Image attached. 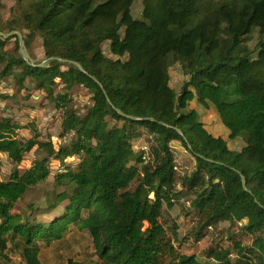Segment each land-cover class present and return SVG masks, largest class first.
I'll list each match as a JSON object with an SVG mask.
<instances>
[{
	"label": "trees",
	"instance_id": "1",
	"mask_svg": "<svg viewBox=\"0 0 264 264\" xmlns=\"http://www.w3.org/2000/svg\"><path fill=\"white\" fill-rule=\"evenodd\" d=\"M135 2L35 1L23 18L24 42L30 50L42 38L51 59L45 67L15 54L17 36L0 37V80L14 77L26 101L43 92L63 112L59 137L72 135L57 149L35 128L22 143L18 133L27 126L0 116V155L14 165L0 179V257L13 249L25 264H42V244L78 230L90 234L100 264H264V0H144L142 19L132 13ZM256 31L252 50L248 39ZM106 42L113 58L103 52ZM174 63L188 78L179 94L171 86ZM77 87L92 95L84 114L73 105ZM195 100L214 108L231 139L247 145L233 151L210 133L190 109ZM144 136L148 148L138 153L134 142ZM175 144L194 160L189 174L178 173ZM35 147L45 156L22 168ZM73 158L79 161L66 163ZM51 161L64 169L54 178L62 191L42 222L17 204L49 180ZM181 199L197 216L198 234L221 223L242 225L229 233L231 250H210L212 263L177 253L160 220L164 205ZM240 233L253 244L244 246Z\"/></svg>",
	"mask_w": 264,
	"mask_h": 264
},
{
	"label": "rangeland",
	"instance_id": "2",
	"mask_svg": "<svg viewBox=\"0 0 264 264\" xmlns=\"http://www.w3.org/2000/svg\"><path fill=\"white\" fill-rule=\"evenodd\" d=\"M37 0H0V30L3 33H10V26L17 27V31L22 35L27 33L24 29V16L28 12H32L31 5ZM144 12V0H136L132 13L135 18L142 19ZM24 36V35H23ZM259 41L258 32H254L248 39V45L253 50ZM15 38L7 43L9 53L15 52ZM21 48V45H20ZM29 56L35 63H42L46 60L43 40L38 37L34 40ZM103 52L106 57L113 58L110 52V44L106 42L103 45ZM21 54L15 52V54ZM3 68H0V71ZM18 69L15 73H19ZM171 86L179 94L184 83L188 78L184 75L182 67L179 63H174L170 68ZM0 116L7 117L13 115L19 118V122L27 127L21 129L18 133L19 140L24 143L28 141L34 133V129L41 135L42 140H52L55 147L68 145L72 139V135L60 138L61 119L63 112L55 109L54 104L46 99V96L41 91H32V97L25 100L23 91L19 90L16 79L10 77L0 80ZM6 96H10L6 98ZM92 104L91 93L82 87H77L74 90L73 105L84 114L85 108ZM197 110L201 121L206 125L207 130L215 136H220L228 142V145L233 151H241L247 145L246 139L238 137L231 139L229 130L223 125L220 116L214 108L204 109L195 100L190 104V109ZM135 150L141 153L148 146L146 136L134 142ZM148 148V147H147ZM175 155L177 159V170L179 175L189 174L194 168V160L182 146L175 144ZM149 150L147 149V151ZM4 157L0 168V178L6 180L10 170L14 167L12 161L7 155ZM45 153L37 150L26 155L22 168L29 167L36 159L42 158ZM79 159L73 158L66 161L67 164L77 163ZM5 164V165H4ZM51 176L46 183L40 184L37 187L31 188L24 198L17 204V210H20L27 215H31L38 221L47 222L52 213L49 212V201L53 200V195L56 192H61L62 189L56 186L54 178L59 172L64 169L57 161H51ZM179 189H181L179 187ZM154 196L151 195V198ZM173 208H168L164 205L163 216L161 223L168 232V236L173 240L177 253L180 255L196 256L199 262L212 263L210 259V250L222 253V250L229 248L231 250L233 243L229 239V233H239L242 225L239 224L231 227L228 223H221L219 226L211 229L200 230L196 214L190 208L188 199L175 201ZM32 207V208H31ZM174 226L178 229L175 230ZM147 228V226H146ZM176 231V232H175ZM244 246H251L254 238L249 235L240 233L237 235ZM264 237V235H263ZM217 248V249H214ZM219 248V249H218ZM40 259L42 264H67L69 260L81 262L83 264H100L99 258L96 255L93 240L87 231L73 230L69 232L63 240L54 242L50 246L41 245ZM0 264H25L18 251L11 249L7 257H0Z\"/></svg>",
	"mask_w": 264,
	"mask_h": 264
},
{
	"label": "water",
	"instance_id": "3",
	"mask_svg": "<svg viewBox=\"0 0 264 264\" xmlns=\"http://www.w3.org/2000/svg\"><path fill=\"white\" fill-rule=\"evenodd\" d=\"M14 36H17L18 39H19V42H20V45H21V48H20V52H21V55L23 57L24 60H26L31 66L33 67H45L47 66V64L49 63V61L51 59H46L44 62L40 63V64H36L35 61L29 56V53H28V50L26 48V45H25V42H24V36L22 35L21 32L19 31H13V32H10V33H3V32H0V37L3 38V39H9L11 37H14ZM57 60L59 61H62V62H67L66 60H63V59H59V58H56ZM81 71H84V69L82 68V66L78 63H74ZM121 115H124L122 113V111L120 110H117ZM129 118L135 120L134 117H131L129 116ZM243 183H244V179H242Z\"/></svg>",
	"mask_w": 264,
	"mask_h": 264
},
{
	"label": "crops",
	"instance_id": "4",
	"mask_svg": "<svg viewBox=\"0 0 264 264\" xmlns=\"http://www.w3.org/2000/svg\"><path fill=\"white\" fill-rule=\"evenodd\" d=\"M1 94V93H0ZM7 117H14L17 121L19 120V118L18 117H15V116H13V115H10V116H7ZM22 124V123H21ZM24 125V124H23ZM8 156V155H7ZM3 160H4V157L2 156V155H0V162H1V165H2V163H3ZM5 165V164H4ZM1 179V178H0Z\"/></svg>",
	"mask_w": 264,
	"mask_h": 264
}]
</instances>
